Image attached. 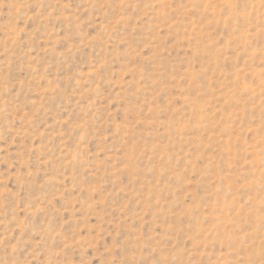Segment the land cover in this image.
<instances>
[{"label":"rangeland","instance_id":"374dc122","mask_svg":"<svg viewBox=\"0 0 264 264\" xmlns=\"http://www.w3.org/2000/svg\"><path fill=\"white\" fill-rule=\"evenodd\" d=\"M0 264H264V0H0Z\"/></svg>","mask_w":264,"mask_h":264}]
</instances>
